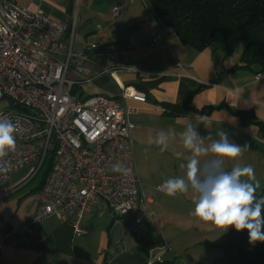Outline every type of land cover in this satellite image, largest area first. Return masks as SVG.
<instances>
[{
	"label": "crops",
	"instance_id": "obj_1",
	"mask_svg": "<svg viewBox=\"0 0 264 264\" xmlns=\"http://www.w3.org/2000/svg\"><path fill=\"white\" fill-rule=\"evenodd\" d=\"M16 1L31 10H42L55 21L70 23L74 20L84 37L99 44L100 50L106 54L105 59L98 60L100 66L119 61L138 69L136 72H119L116 81L100 75L87 84L95 86L94 93L89 95H116L117 83L139 87L149 101L140 103L120 99L124 106L135 109L128 113V120L133 124L130 137L142 193L139 209L143 221L134 224L131 213L116 218L107 206L99 204L83 216L81 228L84 234L77 237L73 235L67 220L50 216L39 224L45 237L40 247L6 245L0 249V264H190L192 260L182 250L188 247V241L192 244L190 238L195 233L199 232V237L203 236L201 233L205 235L207 229H203V226L206 225H209L208 231L213 237H198L197 243L211 249L208 242L223 234L222 231L202 221L201 224H191L190 212L193 210L189 209L191 206L186 202V197L183 198L184 194L167 196L156 186L173 176L185 175L186 169L182 165H186L190 153L183 147L179 133L188 124L196 127L201 137L206 138L211 134L212 140L218 139L216 132L220 128L224 129L230 142L237 145L242 135L252 138L259 135L260 129L256 124L259 127L264 125V91L253 90L260 92L256 95L263 98L253 96L248 91L263 80L261 74L256 78L255 73L249 76L244 72L248 71L245 68L232 69L239 56L235 59L225 57L224 48L216 51L214 44L202 50L183 44L171 28L161 24L154 16L146 36L133 35L131 41L128 37L120 38V32L117 33L114 26L116 21L109 20L111 9L117 3H111L101 10L94 8L90 0ZM97 18H102L100 30L96 28L99 24ZM92 22H96V25L89 28L87 23ZM157 28L163 30V39H154ZM97 69L96 66L91 67L93 73ZM189 92H194L191 103L181 113L165 111L163 104L177 105ZM205 107L213 109L206 114L196 112ZM238 111H251L254 119L243 122ZM161 131L176 133L163 152L155 144ZM210 142L205 141L206 144ZM179 159H182L181 163ZM204 160L202 157V165ZM252 160L250 164L243 163L239 158L237 161H226L224 167L231 170L235 163L251 165L255 170V181H252L255 183L263 169ZM31 168L32 165L18 168L1 184L0 237L12 228L29 222L35 213L43 176L40 170L29 178ZM184 206L189 207L186 210ZM8 240H11V236ZM143 242L149 246L143 248ZM165 245L170 249L165 250ZM205 251L210 256L212 253V261L196 256V264L213 262L219 256L218 252ZM153 255L159 260L150 263Z\"/></svg>",
	"mask_w": 264,
	"mask_h": 264
},
{
	"label": "built area",
	"instance_id": "obj_2",
	"mask_svg": "<svg viewBox=\"0 0 264 264\" xmlns=\"http://www.w3.org/2000/svg\"><path fill=\"white\" fill-rule=\"evenodd\" d=\"M123 10L121 4L113 6L111 17L117 18ZM75 32L74 20L55 21L40 9L0 0V118L7 117L17 127L16 149L3 159L7 171L0 172V187L26 165H32L28 177H33L46 156L52 157L35 213L29 222L0 237V249L40 247L45 237L39 224L50 216L67 220L73 235L82 236L83 216L99 204L116 218L131 213L134 224L143 221L130 137L133 124L128 120V113L135 109L120 99L149 103L146 94L121 83L116 95L84 96L78 91L100 75L116 81L119 72L138 69L119 61L100 66L98 60L106 58L100 45L85 42L75 51ZM154 39H163V30L157 28ZM93 66L97 72L91 71ZM118 162L132 169L130 176L112 171ZM164 182L156 189L165 192ZM164 249L170 248L165 245ZM157 260L153 255L150 263Z\"/></svg>",
	"mask_w": 264,
	"mask_h": 264
},
{
	"label": "clouds",
	"instance_id": "obj_3",
	"mask_svg": "<svg viewBox=\"0 0 264 264\" xmlns=\"http://www.w3.org/2000/svg\"><path fill=\"white\" fill-rule=\"evenodd\" d=\"M16 125L7 117L0 118V172L7 171L3 159L16 149ZM176 133L159 132L155 144L161 152L167 150L170 138ZM183 147L190 156L182 177L167 179L163 189L167 196L194 193V210L191 215L204 223L226 232L234 228L237 232L246 230L249 243L264 242V196L257 197L259 182L255 181V170L251 165L235 163L231 170H225L226 161H237L246 148L230 142L228 132L219 129L218 139L201 137L192 124L179 133ZM211 140L210 143H205ZM205 158L203 165L201 158ZM112 171L130 176L132 169L121 162Z\"/></svg>",
	"mask_w": 264,
	"mask_h": 264
},
{
	"label": "trees",
	"instance_id": "obj_4",
	"mask_svg": "<svg viewBox=\"0 0 264 264\" xmlns=\"http://www.w3.org/2000/svg\"><path fill=\"white\" fill-rule=\"evenodd\" d=\"M151 2L157 19L167 28H171L183 44L202 50L213 46L219 32L225 57L240 52L239 60L232 68L253 69L256 75L264 72V0H151ZM193 94L194 92L187 93L177 105L163 104V108L165 111L181 113L190 105ZM212 109L205 107L196 112L206 114ZM237 114L243 122L254 119L251 111H238ZM261 129L264 135L262 124ZM51 158V155L46 156L39 169L42 171V184L48 175ZM256 195L264 196V183L261 188H257ZM208 245L221 251V255L214 259L213 264H264V242L250 244L246 230L237 232L234 228H229L225 233L209 241ZM148 246L143 242V248Z\"/></svg>",
	"mask_w": 264,
	"mask_h": 264
},
{
	"label": "rangeland",
	"instance_id": "obj_5",
	"mask_svg": "<svg viewBox=\"0 0 264 264\" xmlns=\"http://www.w3.org/2000/svg\"><path fill=\"white\" fill-rule=\"evenodd\" d=\"M90 1L93 2L94 8H99L101 10H105L107 8V6L110 5L111 3H117V4L123 3L124 10L120 14V16L115 18V19L110 17L109 20L110 21H116L114 26L116 27L115 29H116L117 33L120 32L119 37L123 38V39L128 37L130 39V41H131V36H133V35L139 36L142 34V35L146 36L147 32L150 30V26H151V22H152V16H154L157 19V16H156L155 10H154V6H153L151 0H90ZM102 17L105 18L106 16H102ZM100 19H102V18H97L96 22L102 25L103 22ZM96 22L87 23V25L89 26V28L90 27L92 28L94 25H96ZM90 39L91 38H89V39L85 38L84 34L81 33L80 29L76 28L75 38H74V50L80 51L83 48L85 42H91L92 41V39L91 40ZM94 40H95V38H93V41ZM214 46L217 47L216 51H219V50H221V48H223L221 36H220L219 32H217V34H216V37L214 40ZM239 55H240V52L237 51L234 54H232L231 56H232V59H235ZM238 60H239V58H238ZM238 60L237 61L235 60V62H238ZM235 68H232V69H235ZM241 70H243V69H240V71ZM244 70H248V71H244V72L248 73L249 76L254 75L253 69L245 68ZM260 74L263 77V80L254 84L253 89L248 91L249 94H251L253 96H257V97H262V95H260V96L256 95V94H259L260 92H256L253 90L261 89L264 91V72H261ZM106 76H109V75H106ZM123 81H125V80H123ZM79 90H83V95L86 96V95L94 93L95 86L93 84L85 83L82 85V89H78V91ZM254 121H257V120H254ZM247 123H250V122H247ZM256 127H258V129H260L259 135L257 137L255 136L252 138L251 136H248V135H242L239 137V143H240L239 146H241V147L246 146V148L243 151V155L239 159L243 163L249 162V164H250V160L253 159L252 161L257 162L258 166L262 167L263 172L257 180L259 182V188H261L263 183H264V135H262V129H261V127L258 126V124H256ZM179 160L181 163L182 159H179ZM44 168H45V166H44ZM257 170L261 171L259 168ZM183 174H185V173H183ZM184 195H183V198L186 197V202L187 203L189 202L191 207L184 206L183 208L187 210L188 208H186V207H189L190 210H194V206H195L194 205V193L190 189ZM190 213H192V211ZM198 220H199L198 218L191 215L189 221L193 225L194 224H201L202 222L200 220L199 221ZM195 227H196V225H195ZM208 228H210L209 225L203 226V229H205V230L207 229V231H206L205 235L203 233H201L203 235L201 237H203V238L210 237L209 239H212L213 236H211V231H208ZM222 233H225V232H222ZM195 234L192 235V237L190 238L192 244H190L188 241V243H187L188 247H186V249L182 250V251H185V256L188 259H190V261L192 260L190 262V264H196V260H195L196 256L197 257L201 256L203 259H206L207 261L209 259H210V261H212V257H213L212 253L210 256L208 253H206L205 250H209V251L211 250L212 252H218V255H221V251H219L217 249H212V248L207 249V247H201L200 245H198L197 241H198L199 236L197 234H199V232H197ZM218 235H220V234H218ZM218 235H217V237H218ZM201 237H199V239ZM214 239L215 238H213V240ZM181 248H184V247L182 246ZM206 264H213V262H210V263L207 262Z\"/></svg>",
	"mask_w": 264,
	"mask_h": 264
}]
</instances>
